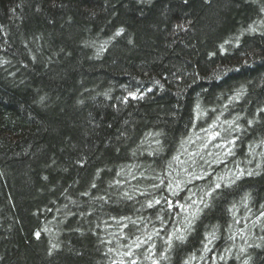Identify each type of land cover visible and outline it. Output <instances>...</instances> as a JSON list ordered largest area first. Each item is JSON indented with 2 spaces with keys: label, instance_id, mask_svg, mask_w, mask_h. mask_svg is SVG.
I'll return each instance as SVG.
<instances>
[{
  "label": "trees",
  "instance_id": "obj_1",
  "mask_svg": "<svg viewBox=\"0 0 264 264\" xmlns=\"http://www.w3.org/2000/svg\"><path fill=\"white\" fill-rule=\"evenodd\" d=\"M0 264H264V0H0Z\"/></svg>",
  "mask_w": 264,
  "mask_h": 264
}]
</instances>
